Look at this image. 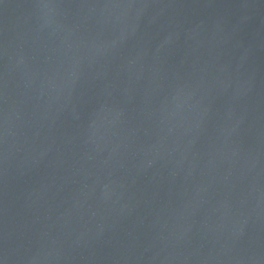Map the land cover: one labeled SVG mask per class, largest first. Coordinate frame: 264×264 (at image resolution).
I'll return each instance as SVG.
<instances>
[{
	"label": "water",
	"instance_id": "obj_1",
	"mask_svg": "<svg viewBox=\"0 0 264 264\" xmlns=\"http://www.w3.org/2000/svg\"><path fill=\"white\" fill-rule=\"evenodd\" d=\"M0 264H264V0H0Z\"/></svg>",
	"mask_w": 264,
	"mask_h": 264
}]
</instances>
